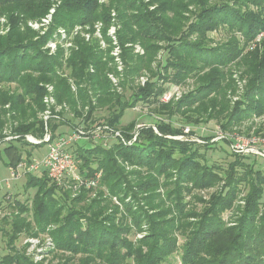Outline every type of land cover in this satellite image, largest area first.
Listing matches in <instances>:
<instances>
[{"label": "trees", "instance_id": "1", "mask_svg": "<svg viewBox=\"0 0 264 264\" xmlns=\"http://www.w3.org/2000/svg\"><path fill=\"white\" fill-rule=\"evenodd\" d=\"M53 1L0 0V17L7 18L10 25L4 35L0 25V85L16 84L13 93H0V106L3 117L8 111L16 112L15 120L21 126L15 134H43L39 119L44 110L42 84L54 85L58 102L68 103L75 119L80 120L88 107L85 120L79 122L89 125L87 129L106 124L118 130L126 112L140 104L151 105L167 121L155 123L159 134L153 126L141 128L131 146L115 140L109 147L99 143L94 149L75 151L81 160V175L91 177L101 170V185L121 199L124 210L111 207L109 198L90 200L88 189L82 188L80 197L72 198L47 174L29 175L25 186L36 194L31 207L17 205L19 214L10 223L11 232L5 233L9 252L0 258V264H44L34 263L15 243L25 231L37 236L51 224L57 225L51 232L56 244L51 253L61 255L58 264H167L179 251L182 264H264V169L256 167L260 158L231 153L233 159L226 167L210 165L206 151L216 146L211 142L213 136L197 135L204 144L171 138L184 135V127L205 125L213 119L223 132L233 134V126L264 113V42L246 52L264 30V0H109L107 4L61 0L50 33L38 37L28 23L45 17ZM113 10L121 23L118 36L126 65L121 84L123 89H132L128 99L114 92L108 78L115 71L113 61L109 52L100 49L98 39L76 37L77 49L66 61L63 49L55 55L45 49L58 27L73 30L89 25L93 29L101 22L106 37ZM220 30L226 31L227 39L212 40L210 34ZM136 44L144 48V55L134 53ZM161 52L165 53L163 59L159 58ZM234 62L243 67L249 81L244 97L231 107L229 67ZM146 72L151 79L144 87L135 86L136 78ZM189 78L197 82L193 92L177 102H161L171 85ZM70 79L77 86L76 94ZM8 104L10 110L5 109ZM99 109L107 110L109 117L94 125ZM176 115L187 124L176 127L172 122ZM62 123L53 124V131ZM136 126L134 121L119 130L130 139ZM126 162L140 167L131 172L134 185L127 182ZM196 187H217L201 212L195 203L202 200L195 195L193 201L187 198ZM162 188L164 196L159 192ZM242 195L245 204L241 207L238 199ZM129 196L133 201L125 200ZM110 207L111 212L106 213ZM237 209L242 214L229 226ZM227 212L228 220L224 217ZM143 223L149 234L136 245L130 236ZM35 225L38 231H34ZM179 233L185 240L182 246L176 238Z\"/></svg>", "mask_w": 264, "mask_h": 264}, {"label": "built area", "instance_id": "2", "mask_svg": "<svg viewBox=\"0 0 264 264\" xmlns=\"http://www.w3.org/2000/svg\"><path fill=\"white\" fill-rule=\"evenodd\" d=\"M102 2L105 0H101ZM60 5V2L55 3L48 14L39 21H30L28 23L29 27L34 30H44L47 29L53 23V17L56 13L57 7ZM1 25V34H6L10 25L5 17H0ZM89 30V26H76L73 30L69 31L65 28H59L54 34V37L49 41L45 48L49 50V55H55L60 47L65 48L66 54L65 57H70L72 50L77 49L74 38L78 36H83L86 41L91 40V34L85 31ZM94 35L99 41L100 49L105 50L107 46H111L110 56L112 58L113 64L115 66V71L108 73V78L111 81L113 89L118 94L123 91L121 87V82L124 78L125 72V62L123 59V51L120 46L119 39L117 37L118 31L121 29V25L118 21L116 11L111 13V25L109 27V42L104 39L103 31L104 25L101 22H98L94 26ZM44 34V32H42ZM264 37V33L260 34L256 39V42ZM258 43V42H257ZM127 46H132L131 44ZM71 49V51L69 50ZM134 53L137 55H144L145 51L143 47L139 44L133 46ZM70 51V52H69ZM91 72H94V69L91 68ZM142 83L146 82L144 76L140 77ZM71 84L72 91L77 93V86L73 80H69ZM45 89V95L43 97L44 110L39 114V119L42 120L43 135L42 138H35L30 135L24 136V140L27 143L33 145H46L48 147V152L40 157L33 158L31 161L21 160L15 166L10 169V176L6 179V183L10 186V183L14 180L19 179L23 175L35 174L39 171L44 170L47 174L50 181L58 186L59 188L68 191L69 189L74 192H80L82 188L93 190L94 188L99 187V182L102 177V172L98 171L91 177H83L80 173L81 161L78 159L77 155L73 152L72 147L76 144L81 143L82 141L89 140L90 138L95 141H99L106 137V135H112L113 139L120 140L123 144L131 146L137 141L139 130L143 128V125H137L134 131L131 133L133 136L130 139H126L121 134L122 132L112 128L109 125L101 124L95 128L87 129L83 126H77L73 128L68 134L62 135L55 133L53 131V123L64 122L67 116L74 117V113L70 105L66 102L59 104L56 100L55 87L53 84H42ZM180 86L171 85L169 90L163 94L161 97V102H169L176 95L179 96ZM93 104L96 105V100L93 99ZM9 108V105L6 106ZM89 108L86 107L85 115L80 118V121H84ZM73 113V114H72ZM159 122L164 120L159 119ZM166 122V121H164ZM153 129L156 133L159 134L157 128L153 126ZM184 135L171 137L181 141H194L200 144L205 142L198 137L197 135H191L192 129L190 127H184ZM5 140L0 141V147L4 143L19 139V135L7 134L5 133ZM220 141H228L230 144V151L232 154L237 156L244 157H256L264 160V138L260 136H245L239 134H230L223 132L220 127H218L212 143H217ZM242 199V197H241ZM240 205H244V201H240ZM138 235V234H137ZM141 237L140 235H138ZM25 246L31 247L29 250V257L34 263H41L44 261V257L48 255L47 251L54 249V241L51 235H47L44 238V241L39 238L30 237L26 239ZM46 253V254H45Z\"/></svg>", "mask_w": 264, "mask_h": 264}, {"label": "rangeland", "instance_id": "3", "mask_svg": "<svg viewBox=\"0 0 264 264\" xmlns=\"http://www.w3.org/2000/svg\"><path fill=\"white\" fill-rule=\"evenodd\" d=\"M108 1L109 0H105V1L102 2L100 0V4H107ZM57 2H60V4H61V0H54L53 1L54 4L57 3ZM154 8L155 7H151V10H153ZM117 17H118V15H117ZM35 21H39V20H35ZM118 21H119V18H118ZM119 23H120V21H119ZM52 24L47 29H44V30L42 29L40 31L33 29V31L37 33L38 37L46 36V35H48L50 33V28H51ZM120 25H121V23H120ZM87 26H89V25H87ZM28 27H29V25H28ZM59 28H65V27H58L55 30V32ZM65 29H67V28H65ZM69 31H71V30H69ZM85 31L89 32V34H91L90 36L92 38H96V36L94 35V29H91V27H90L89 30L85 29ZM42 32H44V34H42ZM54 33H53V35H51V37L48 40L47 44L54 37V35H55ZM262 33H264V30H262L257 35L256 39ZM103 35H104V31H103ZM108 35H109V30H107L106 37H105V35L103 36L104 39L107 42L110 41L109 38H108ZM225 35H227L226 31L220 30L218 32H214V33L210 34V38L212 40L220 42V41H224V40L227 39L228 35H227V37H225ZM79 37L84 38L83 36H79ZM117 37L119 39L118 34H117ZM238 37H240L241 41H244L243 37L240 34H238ZM73 41L75 42V38L73 39ZM252 42H250L248 44L246 51L251 48V43ZM257 42H258V45L255 48H253L252 51L261 46V44L264 42V37H262V39H260ZM45 49L49 53V50L47 48H45ZM59 49H63L65 54H66L65 48L60 47ZM69 50L71 51V49H69ZM103 51L109 52V55H110L111 46H107L105 48V50H103ZM164 56H165V53L161 52L160 55H159V58L163 59ZM68 58H69V56L65 57V55H64V60L65 61ZM113 67L115 68L114 64H113ZM229 70L231 71V81L233 83V89L231 88V89L228 90V99L230 101L231 107H233L237 102H239L244 97L249 80L244 75L243 67L239 66L237 64V62L232 63V65L229 67ZM124 74H125V72H124ZM141 76H144L146 78V82L144 84L142 83V80H140ZM141 76L137 77L136 80H135V86H137V87H144L147 84V82L151 79V75L148 74L147 72L142 74ZM178 86H180L179 87L180 91L178 93L179 96L176 95L169 102H167V103L162 102V103L168 104V103L179 101L185 95H188L189 93L193 92L196 89L197 82H196L195 79L189 78L185 82H183L182 84H180ZM121 87H122V84H121ZM15 90H16V84L15 83H9V84L0 85V93L1 92H5V91H7L9 93H13ZM232 90L234 91V93L232 92ZM115 93L117 94V92H115ZM119 95H123L125 98L128 99L132 95V89L130 87H127V88L123 89V91L121 93H119ZM56 101L58 102V100H56ZM62 103H59V104H62ZM8 105H9V108L6 107L7 105L5 106L6 110H10V104H8ZM2 113H3V109H2V106H0V141H4L5 140V137H6L5 133L14 135L16 133L14 131L18 127L21 126L19 124L20 121L19 120H17V121L15 120L16 112L8 111L5 117L2 116ZM82 113H83V115L80 118H82L85 115V110ZM108 117H109V112L107 110H105V109L97 110L95 115H94V120H95L94 125H96L98 123H105ZM157 118L162 119L164 121H167L166 118L160 117L159 115L155 114V110L152 109L151 105H149V104H140L138 107H136L134 109H131V110H128L126 112L124 118L122 119V121H121V123H120V125L118 127V130L121 129L123 126L129 125L131 122H134V121H135V123H137V125L155 126V123L157 121H159ZM40 121L42 122V120H40ZM64 122H66V123L72 122L75 125V128L77 126L89 127V125H85V124H81L80 125L79 124L80 120H77V119H75L74 117H71V116H67L65 118ZM172 122L174 123V125L176 127H182V126L187 124L186 121L183 119V117H181L179 115L174 116L172 118ZM30 123L33 124L34 121L33 122H29V124ZM42 124H43V122H42ZM220 126H221V124L218 122V120L213 119L212 121H209L208 124L198 125V126H190V128L192 129V131H194L196 133V135H199L202 138H204V137L207 138V137L214 136L215 132L217 131L218 127H220ZM43 127H44V124H43ZM119 131H121V130H119ZM230 132L233 133V134H239V135H245V136L255 135V136H260V137L264 138V113L262 115L255 114V115H253L252 118H249L247 120H243L238 125L233 126L232 129L230 130ZM121 134L123 135L124 138H126L124 136L123 132ZM26 135H30V136L35 137V138H42L43 134L40 137H38V136H36L34 134H31V133H28ZM26 135H24V136H26ZM2 136H4V137L2 138ZM132 137L133 136L131 135V138ZM24 138L25 137H23V136L21 137L20 136L19 139H21V141H18L19 139L11 140V141H8V142L4 143V146H5V144L7 145L8 143H11L13 141L18 142L17 144H19V143L24 144V142H26L24 140ZM115 140H118V139H113L112 135H106L105 138H103V139H101L99 141H95L94 139L90 138L89 140H85V141H82L79 144H76L75 146L72 147V149H73V152L76 153L75 151H76L77 148H80V149L81 148H83V149H94L96 147L95 145H97L99 143H102L103 145L109 147L110 145H112L115 142ZM226 142L227 143H225V141L217 142L215 144L216 146H215L214 149H210V150L206 151V157H207L210 165L218 164V165H222L223 167H226L227 163L232 161L233 157L231 156L230 144H229L228 141H226ZM28 144H30V143H28ZM30 145H33V144H30ZM4 146H1L0 149L3 148ZM34 146H42V145H33V146H30V147L33 148ZM204 149L202 150L203 152H205ZM38 152H40L39 154H41L43 156V155H45L48 152V147L46 145H43V147L40 148V150H38ZM257 163H258L257 166H256L257 168H263L264 169V160L263 159H257ZM123 166H124L123 169H124L125 173L129 177L127 182H131L134 185L135 184L134 183L135 178L133 176H130V175H131V172H133L135 170H140V167H138L136 165H133V164H130L128 162L123 163ZM99 171H101V170H99ZM29 175L30 174L23 175V176H21L19 178V179L22 178L21 180L23 181V184H22L20 190H18V192L16 191L17 193H15V199H13V196L12 197L9 196L11 201L9 200L10 202L8 203V206L7 207L5 206L6 208L4 210L0 211V258L4 257L9 252V249L7 247V237L5 236V233L6 232H11L12 226H11L10 223H11L12 219L15 217V215L19 214V211L17 209V205L20 203L22 205H28L29 207H31V203H32L33 197H34V195L36 193V190H34V189L28 190V188H26V186H25V184L27 182V178L29 177ZM31 175H34V174H31ZM36 175L37 176H43L41 174H35L34 176H36ZM8 176H9V174H8ZM19 179H17V180H19ZM101 179H102V177H101ZM101 179H100V182H99L100 183L99 187L94 188L93 190H90L91 191L90 194H89L90 200L101 199V198L102 199L109 198L111 200V203H112L111 207H118L120 211H121V209L124 210L125 207H124L121 199L118 196H115L111 192H109V190L104 185L102 186L101 185ZM11 183H13V182H11ZM190 185H192V184H190ZM216 190H217V187L206 188V189L197 188L196 187L195 189L192 190V192H191L192 194L190 196L187 195V198H188V200H192L193 201L194 198H192V196L195 195L199 199H201L202 202H196L195 203V205H197V207H199V212H201V209H203V206L208 204V202L210 201L211 195L214 192H216ZM12 192L13 191L11 189H8V185H7L6 181L0 182V202H1V200L3 199V197H4V195L6 193H12ZM68 192H69V194L71 195L72 198L80 197V193H81V191L80 192H74V191H72L70 189L68 190ZM159 192L162 194V196H164L165 191H164L163 188L160 189ZM244 197H245V195H242V199L240 198V199H238L239 201L237 200L238 204L240 203V201H244ZM125 200H127L129 202L133 201L131 196L127 197ZM140 205L145 207V209L147 208L145 202L142 201V200L140 202ZM111 207L106 213L111 212ZM137 207H138V203H136V208ZM189 207H190V205H189ZM241 207H242V205H241ZM241 214H242V210L241 209H237L232 214V219L230 220L229 226L233 227L236 224V222H235L236 219L239 216H241ZM224 217H225L226 220H228L229 217H230V213L227 212L224 215ZM29 219H31V218H29ZM190 221H195V219L192 218V219H190ZM141 227H142V228H140L141 230L139 229L138 232H137V234L140 235L141 237H139L135 233V230L132 233V236H130V239H132L133 241L137 242L136 245H138L142 240H144L147 237V234H149V229H148L147 223H143L141 225ZM56 228H57V225L51 224V225L46 227L45 232L39 233L37 236L28 235V234H26L27 231H25V233L21 234V236L19 237V239L15 243L17 250L20 251V252L24 251L26 256L29 257V253H30L29 250H30L31 247L24 245L26 243V239L30 238V237H34V238H39L41 241L42 240L44 241V238L47 237V235H49V236L51 235V237L53 238L51 232L54 231ZM33 229H34V231H38V226L35 225V228H33ZM176 238H177V241H178V246H182L184 244V242H185V240L183 239L182 234L179 233L176 236ZM53 241H54V238H53ZM55 249H56V244H55V241H54V249H52L51 251H55ZM51 251H49V252L47 251L46 252V253H48V255L46 257H44L45 259L41 263H43V262H44V264H58L59 263V261L61 260V255L60 254H56V252L51 253ZM69 255L70 254H67V256H69ZM167 264H182V262H181V251L173 254L169 258Z\"/></svg>", "mask_w": 264, "mask_h": 264}, {"label": "crops", "instance_id": "4", "mask_svg": "<svg viewBox=\"0 0 264 264\" xmlns=\"http://www.w3.org/2000/svg\"><path fill=\"white\" fill-rule=\"evenodd\" d=\"M239 39H240V37H239ZM257 45H258V43L256 42V39H255L251 43V48H250L251 50H247L246 52L252 51V49L255 48ZM72 124H73L72 122H70V123L64 122V123L60 124L55 133L62 134V135L68 134L69 132H71L73 130V128H75ZM127 126L128 125L123 126L122 129L123 128L126 129ZM17 143L18 142L13 141L11 143H8L7 145L5 144V146L3 145L4 147L0 149V182L6 181V179H8V177L10 176V169L13 166H15L18 162H20L21 160L31 161L33 158L42 157V155L39 154L40 152H38V150H40V148H42L43 145L42 146H34L35 148L34 147L31 148L30 146H33V145H30L27 142H24V144H21V143L17 144ZM8 174H9V176H8ZM35 174L44 175L46 173L44 170H42V171H39ZM36 177H41V176L36 175ZM21 179H19L17 181L16 180L12 181L13 183H10V186H8V189H11L13 192L12 193H6L4 195L3 199L0 202V211L4 210L8 206V203L11 201L9 196H11V197L13 196V199H15V193H17L18 190H20V188L23 184V181Z\"/></svg>", "mask_w": 264, "mask_h": 264}]
</instances>
